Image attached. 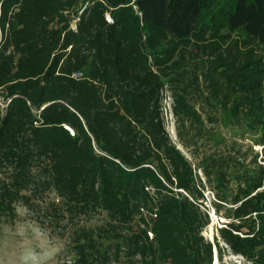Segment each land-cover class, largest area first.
Returning <instances> with one entry per match:
<instances>
[{"label": "trees", "instance_id": "16d2710c", "mask_svg": "<svg viewBox=\"0 0 264 264\" xmlns=\"http://www.w3.org/2000/svg\"><path fill=\"white\" fill-rule=\"evenodd\" d=\"M220 123L260 154L220 152ZM205 187L220 240L264 264V0H0V222L22 206L63 264H224Z\"/></svg>", "mask_w": 264, "mask_h": 264}, {"label": "rangeland", "instance_id": "374dc122", "mask_svg": "<svg viewBox=\"0 0 264 264\" xmlns=\"http://www.w3.org/2000/svg\"><path fill=\"white\" fill-rule=\"evenodd\" d=\"M169 92L163 93V99ZM164 127L171 139L177 142L175 135L174 118L170 119L169 113L163 119ZM174 131V135L172 134ZM258 135L244 132L243 129L220 123L215 129V142L221 143L218 146L220 152L241 151L247 154V161L254 154H260L262 146L254 145ZM185 156L191 160L188 150L178 145ZM259 159V158H258ZM226 219L227 216L221 210ZM17 217L13 221L1 219L0 222V264H25L28 260L32 264H63L72 261L68 257L67 238L59 237L55 232L40 227L22 206L16 207ZM103 221L101 217H95L86 223L87 226H96ZM225 256V258H224ZM223 256L224 264L230 261ZM31 257V259H29ZM218 263V262H217ZM219 264V263H218Z\"/></svg>", "mask_w": 264, "mask_h": 264}, {"label": "built area", "instance_id": "2783aa9c", "mask_svg": "<svg viewBox=\"0 0 264 264\" xmlns=\"http://www.w3.org/2000/svg\"><path fill=\"white\" fill-rule=\"evenodd\" d=\"M84 9H85V5L80 8L78 12V16L82 14ZM77 21H78V18L73 20L71 23V28L74 30L76 29ZM105 21L107 23H112V19L109 16V14L105 15ZM74 76L77 77L79 76V74H74ZM171 103H172V99L170 97V94H168L165 96L162 102L163 119L164 117L166 119L168 113H169L170 119L171 118L173 119V115L171 112ZM66 129L68 130V128ZM172 134L174 135L173 130H172ZM202 180L204 182V179ZM202 195H203V198L200 200H197L196 202L190 198V200L199 207V209L207 216V219H208L207 225L200 232L201 236L205 240L211 242L212 244L214 243V238H217V240L220 243V246L226 250V253L224 255H226V259L230 261L231 264H251L242 255L231 253L229 251L228 246L220 240L219 230L227 229L231 220L226 219L223 213L221 212V210L220 211L216 210V208L214 207V203H218V201L216 200L214 193L209 188L205 187V189L202 191ZM149 237H151L150 233H149ZM213 257L216 258L215 247L213 248ZM226 264H229V263L226 262Z\"/></svg>", "mask_w": 264, "mask_h": 264}, {"label": "clouds", "instance_id": "9594fccd", "mask_svg": "<svg viewBox=\"0 0 264 264\" xmlns=\"http://www.w3.org/2000/svg\"><path fill=\"white\" fill-rule=\"evenodd\" d=\"M29 259H31V257ZM25 264H29L28 260H25ZM32 264H37V262L35 260H32Z\"/></svg>", "mask_w": 264, "mask_h": 264}, {"label": "bare ground", "instance_id": "6f19581e", "mask_svg": "<svg viewBox=\"0 0 264 264\" xmlns=\"http://www.w3.org/2000/svg\"><path fill=\"white\" fill-rule=\"evenodd\" d=\"M217 262H218V261H217V258H215V259H214V264H218Z\"/></svg>", "mask_w": 264, "mask_h": 264}, {"label": "water", "instance_id": "95a60500", "mask_svg": "<svg viewBox=\"0 0 264 264\" xmlns=\"http://www.w3.org/2000/svg\"><path fill=\"white\" fill-rule=\"evenodd\" d=\"M177 148L181 151V149H180L178 146H177ZM214 259H215V258L213 257V264H214Z\"/></svg>", "mask_w": 264, "mask_h": 264}]
</instances>
